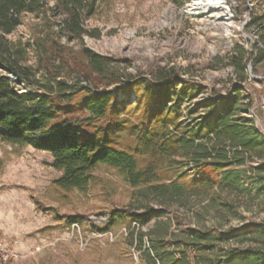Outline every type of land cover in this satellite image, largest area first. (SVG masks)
Wrapping results in <instances>:
<instances>
[{"label": "rangeland", "instance_id": "374dc122", "mask_svg": "<svg viewBox=\"0 0 264 264\" xmlns=\"http://www.w3.org/2000/svg\"><path fill=\"white\" fill-rule=\"evenodd\" d=\"M47 1L48 7H53L56 0ZM260 4L259 0L254 3L249 0H97L93 14L84 18L86 35L82 42L58 37L64 17L56 11H47L41 17L23 15L21 25L7 39L20 42L25 65L35 68L36 44L51 35L62 50L61 59H55L51 69L73 88H91L83 80L77 83L73 72L77 70L74 61L84 46L114 61L109 73L122 82L121 87L137 81L153 84L158 71L172 67L177 77L176 88L184 87L177 83L182 79L204 87L205 95H226L241 85L237 81L240 75L236 77L234 69L227 65V56L233 50L253 52L257 34L250 24L254 12L261 9ZM252 69L248 66L244 74L248 77L244 86L262 90L264 85L255 82L264 79L262 70L255 74ZM1 75L12 74L0 66ZM96 79L98 91H110L124 106L120 118L133 121L145 101L139 97L141 92L122 93L118 84L105 86V82ZM13 84L20 93L41 92ZM183 120L185 112L178 119ZM256 124L264 130V117ZM123 144L126 141L122 140ZM248 160L245 170L250 174L258 159L253 154ZM181 170L186 172L185 167ZM188 174L191 176L185 179V186H195L193 179L201 181L202 176L192 171ZM60 175L52 167L48 153L29 146H10L0 140V231L6 237L18 238L22 254L12 264H153L147 253H152L155 245L164 253L178 255L184 251L192 259L197 255L196 249L179 243L187 241L186 229H211L222 234L247 223L255 225L254 235L247 240L233 237L220 243L215 256L226 257L232 249L242 255L262 247L264 182L258 187L245 183L244 192L218 188L216 184L205 185L203 190L189 192L185 200H167V215L163 218L141 228L132 224L127 229L117 224L101 233L98 229L103 227L111 210L135 211L144 201L107 166L91 172L84 192L57 188L53 181ZM214 176L208 170L204 177ZM247 192L251 193L250 197ZM147 202L151 207L160 203L153 196ZM140 232L143 233L141 250L137 242Z\"/></svg>", "mask_w": 264, "mask_h": 264}, {"label": "trees", "instance_id": "16d2710c", "mask_svg": "<svg viewBox=\"0 0 264 264\" xmlns=\"http://www.w3.org/2000/svg\"><path fill=\"white\" fill-rule=\"evenodd\" d=\"M96 1L56 0L53 7H48L47 0H0V66L20 84L41 91L20 93L8 76H0V140L48 153L52 167L61 173L53 184L63 190L84 192L91 172L99 166L115 170L144 202L135 211L111 210L98 229L101 233L117 224L127 229L132 224L141 228L163 218L167 200H185L189 192L203 190L205 185L243 192L247 191L245 183L260 186L264 182V133L255 119L262 121L264 117V87L249 90L244 86L248 80L244 74L251 66L255 74L262 70L264 77V0H259L261 9L254 12L250 24L257 34L253 52L233 50L227 56V65L236 77L240 75L237 81L241 85L226 95H205L204 87L182 79L177 83L184 87L176 88L172 67L158 71L153 84L137 81L121 87L122 82L109 73L114 61L84 46L74 61L77 70L73 72L77 83L83 80L91 88H73L51 69L62 54L51 35L36 44L35 68L25 65L20 42L7 39L21 25L23 15L41 17L47 11H56L64 17L58 37L82 42L86 35L84 18L93 14ZM96 78L105 86L118 84L122 93L141 92L139 97L145 101L133 121L120 118L124 106L110 91H98ZM255 82L264 85V79ZM200 94L201 98L192 103ZM183 112L185 120L179 122ZM122 140L126 144L121 145ZM253 154L258 163L247 174V159ZM208 170L215 176L204 177ZM191 171L202 178L193 179L195 186L188 187L185 179ZM250 194L247 192L248 197ZM150 196L159 200L158 206L148 204ZM254 228L253 223H247L222 234L211 229H186L187 241L179 243L196 249L192 259L184 251L178 255L164 253L156 245L147 257L153 264H264V240L260 249L242 255L232 249L226 257L215 256L220 243L233 237L247 240L254 235ZM142 237L143 233H138L139 250ZM260 237L264 239V233Z\"/></svg>", "mask_w": 264, "mask_h": 264}, {"label": "built area", "instance_id": "2783aa9c", "mask_svg": "<svg viewBox=\"0 0 264 264\" xmlns=\"http://www.w3.org/2000/svg\"><path fill=\"white\" fill-rule=\"evenodd\" d=\"M17 237H6L0 231V264H12L22 257Z\"/></svg>", "mask_w": 264, "mask_h": 264}, {"label": "water", "instance_id": "95a60500", "mask_svg": "<svg viewBox=\"0 0 264 264\" xmlns=\"http://www.w3.org/2000/svg\"><path fill=\"white\" fill-rule=\"evenodd\" d=\"M12 83L18 84V80L14 75H8ZM254 80H257L256 78H253ZM256 123H259V120L256 118ZM264 133V130H261Z\"/></svg>", "mask_w": 264, "mask_h": 264}]
</instances>
